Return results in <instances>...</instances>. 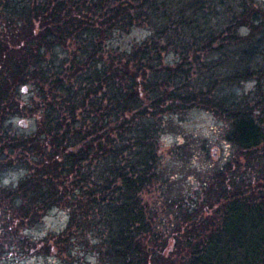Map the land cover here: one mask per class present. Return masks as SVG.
<instances>
[{"label":"trees","instance_id":"obj_1","mask_svg":"<svg viewBox=\"0 0 264 264\" xmlns=\"http://www.w3.org/2000/svg\"><path fill=\"white\" fill-rule=\"evenodd\" d=\"M248 2L256 0H233L235 7L228 0H0V175L26 172L16 187L0 186V221L35 226L52 209H67L69 229L105 234L108 264H147L148 254L132 251L147 249L133 244L147 239L133 235L149 231L129 227L155 225L142 198L160 180L164 118L203 108L226 122L225 141L239 161L212 181L205 221L180 199L158 203L178 210L160 216L180 219L167 230L180 236L166 240L182 252L168 262L264 264V232L256 222L241 225L250 213L238 214L264 210V40L252 46V36L238 34L262 22L245 16ZM139 25L150 36L132 52L112 50L107 62L103 40ZM172 54L174 65H165ZM253 78L256 98L224 94ZM21 86L32 87L29 102ZM17 118L37 129L20 132ZM97 225L108 228L92 230ZM12 231L15 245L0 238V263L27 249L16 230H0Z\"/></svg>","mask_w":264,"mask_h":264},{"label":"rangeland","instance_id":"obj_2","mask_svg":"<svg viewBox=\"0 0 264 264\" xmlns=\"http://www.w3.org/2000/svg\"><path fill=\"white\" fill-rule=\"evenodd\" d=\"M228 3L233 6V0H228ZM247 7L249 11L245 16H249L251 19L257 14L262 22L256 23L252 30L249 25L251 21H249L248 25L238 29V34L240 38L248 35L252 36L250 42L253 46L264 40V0H256L254 4L248 2ZM226 9L222 8L219 10ZM207 12L213 14L215 9H209ZM1 30L2 23L0 19V32ZM150 34L149 27L142 25L131 29L129 32L114 33L111 38L103 40L106 61H110L111 57L108 53L112 50L132 52ZM73 47V45L63 47L58 52L60 56L66 57L68 53H71ZM262 50H264V44ZM175 58L174 54L168 55L164 58V64L174 65ZM256 66H260L259 63H256ZM260 70L262 72L259 77H262L263 84L261 86L264 92V65H261ZM258 85V80L253 78L240 84L236 89H227L224 94L236 92L239 96L249 95L256 98L257 95L255 93ZM26 87L28 92L24 93L23 90ZM19 90L21 100L29 102L33 95L32 87L21 86ZM262 100L264 101V97H262ZM164 123L166 127L165 133L159 141L160 180L143 193V204L153 206V208L144 212L152 214L153 218L150 220L155 222L154 226H171L168 223L169 221L175 222L180 219L160 215L174 214L178 210H164L158 206V203L163 202V199L165 201L180 199L186 202L185 205L190 208L188 212H197L199 214L196 216V220L205 221L208 218L205 213H209L208 208L211 204L209 196L212 194L210 189L212 181L218 176L220 170L229 171L228 164L232 166V162L235 163V160L239 161V155L235 154L234 148L225 141L227 124L219 115L203 108H193L192 110H183L176 114L167 115L164 118ZM15 126L19 128L20 132L27 134L37 129L35 121L27 118H17ZM261 154L264 155V150ZM241 171L244 172L245 170L241 169ZM25 176L26 172L23 170H13L1 174L0 186L16 187ZM261 184L264 185V183ZM257 185L255 184V186ZM215 190L218 191L217 187L214 188V193ZM259 211L256 208L240 211L241 213L238 214H251L248 215V218L240 220L242 222L241 225L256 222L258 225L257 232L263 233L264 210ZM182 212L184 213L185 211ZM13 219L14 216L10 218V223H12ZM69 222L70 212L62 208L52 209L42 218H39L37 223L34 224L35 226L22 223V227H19L12 226L6 221H0V230H16L19 237L22 236L23 244L26 239L28 240L25 243L26 251L21 250V247L13 249L0 264H108L110 260L109 251L106 250V246H102V241L106 243L105 234L91 232L83 235L79 233V230H82V226L69 229ZM172 225L178 226L180 223ZM104 227L106 226L97 225L93 226L92 230L103 229ZM192 227L202 226L196 225ZM15 234L16 232L14 231L10 234L0 232V238L12 246L17 242L14 237L18 236ZM250 243L254 246L257 245L255 241ZM180 262H182V259L178 260L177 258L175 260V264H180ZM166 264H171V262Z\"/></svg>","mask_w":264,"mask_h":264},{"label":"flooded vegetation","instance_id":"obj_3","mask_svg":"<svg viewBox=\"0 0 264 264\" xmlns=\"http://www.w3.org/2000/svg\"><path fill=\"white\" fill-rule=\"evenodd\" d=\"M117 228V227H112ZM130 229H141V230H148L149 232H142L139 235H133V237L143 238L147 239L144 241H134V245L136 246H146V250H133L136 255L141 254H148V257L145 258L147 264H161L163 262H168L170 257L172 255L178 254V251L176 249V242L175 241H167L166 239L175 238L180 235H176L172 232H168L167 230L176 228V226H164V225H158V226H131ZM165 238V240H157V238ZM162 247H166V249H162ZM109 254V253H108ZM175 256V257H176ZM173 257V256H172ZM163 258L165 259L164 261ZM135 262V261H134ZM107 264V263H106Z\"/></svg>","mask_w":264,"mask_h":264},{"label":"water","instance_id":"obj_4","mask_svg":"<svg viewBox=\"0 0 264 264\" xmlns=\"http://www.w3.org/2000/svg\"><path fill=\"white\" fill-rule=\"evenodd\" d=\"M26 91H27V89L24 90V92H26Z\"/></svg>","mask_w":264,"mask_h":264}]
</instances>
